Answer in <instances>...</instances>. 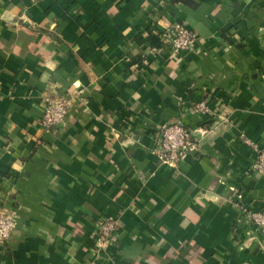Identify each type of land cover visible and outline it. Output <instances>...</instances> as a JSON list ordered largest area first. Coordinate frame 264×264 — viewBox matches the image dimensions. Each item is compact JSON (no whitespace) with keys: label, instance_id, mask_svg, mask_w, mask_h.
<instances>
[{"label":"crops","instance_id":"crops-1","mask_svg":"<svg viewBox=\"0 0 264 264\" xmlns=\"http://www.w3.org/2000/svg\"><path fill=\"white\" fill-rule=\"evenodd\" d=\"M174 22L194 36L180 54ZM51 96L72 100L56 132ZM176 122L206 135L171 169L155 149ZM246 140L264 151V0H0V212L17 223L0 264H264Z\"/></svg>","mask_w":264,"mask_h":264},{"label":"built area","instance_id":"built-area-1","mask_svg":"<svg viewBox=\"0 0 264 264\" xmlns=\"http://www.w3.org/2000/svg\"><path fill=\"white\" fill-rule=\"evenodd\" d=\"M193 34L186 24L174 22L165 35L164 42L170 47L174 54H180L190 49L193 42ZM72 100L69 96H51L46 99L43 113L41 116L42 126L52 132L58 131L63 127L70 113ZM194 110L198 114L211 115V110L206 102H200ZM201 136L206 135V131L192 129L176 122L166 124L161 128V137L155 154L164 166L171 169H179L185 156L189 152L198 150V141L195 133ZM246 144L257 152V158L253 164L255 173L264 175V151L250 140ZM249 222L259 228L264 235V211H250L246 208L241 209ZM17 223L14 217L6 212H0V246L6 244L16 230ZM117 224L111 218L99 220L97 236L98 247L107 249L115 243Z\"/></svg>","mask_w":264,"mask_h":264},{"label":"trees","instance_id":"trees-1","mask_svg":"<svg viewBox=\"0 0 264 264\" xmlns=\"http://www.w3.org/2000/svg\"><path fill=\"white\" fill-rule=\"evenodd\" d=\"M149 40H150V43L153 44L154 46L158 47L160 45V43L158 42V39L155 38L154 36H150Z\"/></svg>","mask_w":264,"mask_h":264}]
</instances>
